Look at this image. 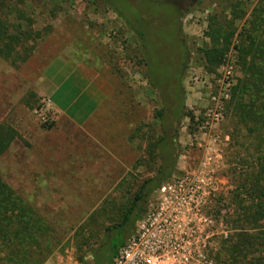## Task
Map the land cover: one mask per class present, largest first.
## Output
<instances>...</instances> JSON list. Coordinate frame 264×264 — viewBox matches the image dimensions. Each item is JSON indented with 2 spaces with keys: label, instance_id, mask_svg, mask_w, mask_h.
I'll return each instance as SVG.
<instances>
[{
  "label": "rangeland",
  "instance_id": "1",
  "mask_svg": "<svg viewBox=\"0 0 264 264\" xmlns=\"http://www.w3.org/2000/svg\"><path fill=\"white\" fill-rule=\"evenodd\" d=\"M260 1L203 0L182 24L190 52L182 85L185 108L193 120L183 119L179 126L181 155L173 177L206 163L217 182L223 232L228 237L212 241L216 264H225L221 247L239 231L233 223L234 195L253 165L252 141L244 127L235 124L241 104L232 106L231 99L243 76L242 47L235 49L236 36ZM228 5L245 9L247 15L237 23L221 64L208 70L199 50L209 44L205 33L212 19L226 17ZM0 28L12 51L7 58L0 56V125L17 134L0 160V177L19 197L40 210L45 207L43 213L61 230L55 231L57 246L44 264H54L66 255L77 259L78 249L87 247L82 242L90 235L94 238L86 244L104 256L110 245L126 243L135 233L138 224L130 223V227L103 234L119 221L137 185L158 167L154 163L159 136L155 113L161 104L135 57V38L112 11L95 0H0ZM13 32L20 33L18 44L9 42ZM63 49L87 54L91 61L98 56L108 67L101 70L113 86L111 97L84 131L48 108L52 103L46 96L43 68ZM229 81V98H219L217 118L205 127L211 98Z\"/></svg>",
  "mask_w": 264,
  "mask_h": 264
},
{
  "label": "trees",
  "instance_id": "2",
  "mask_svg": "<svg viewBox=\"0 0 264 264\" xmlns=\"http://www.w3.org/2000/svg\"><path fill=\"white\" fill-rule=\"evenodd\" d=\"M95 1L112 11L135 38L138 47L135 57L161 104V109L155 113L159 136L155 142L154 163L156 161L158 167L151 177L137 185L119 221L104 229L106 236L109 231L130 227V223L137 225L149 199L176 173L181 155L178 129L183 119L193 120L185 108L182 85L190 59L182 24L186 15L203 0ZM227 12L226 17L212 19L209 32L205 33L209 44L199 50L208 70L221 64L232 45L231 36L237 32V23L247 15L245 9L233 5H228ZM244 25L247 28H242L235 42V49L242 47L239 60L243 76L233 89L231 105L241 104L235 124L244 127L255 153L253 165L245 173L247 180L234 195L237 210L233 223L239 231L222 245L221 254L225 264H264V1L256 4ZM3 35L0 28V56L7 58L12 51ZM19 36L20 33L14 35L13 32L9 42L18 44ZM16 139L12 128L0 125V160ZM45 210L19 197L0 177V264L46 262L57 246L55 231L61 230L52 217L43 213ZM248 226L255 229L249 231ZM93 238L90 235L82 242L87 247L78 249V262L112 264L124 242L110 245L104 256H98L97 247L86 244Z\"/></svg>",
  "mask_w": 264,
  "mask_h": 264
},
{
  "label": "built area",
  "instance_id": "3",
  "mask_svg": "<svg viewBox=\"0 0 264 264\" xmlns=\"http://www.w3.org/2000/svg\"><path fill=\"white\" fill-rule=\"evenodd\" d=\"M225 77L229 79L230 73ZM230 84L211 98L205 127L217 118L214 112L220 110L216 105L219 98H229ZM48 108L53 110L50 104ZM205 165L171 178L153 194L135 233L118 250L112 264H216L212 241L228 235L223 232L218 185ZM54 264L80 263L66 255Z\"/></svg>",
  "mask_w": 264,
  "mask_h": 264
},
{
  "label": "crops",
  "instance_id": "4",
  "mask_svg": "<svg viewBox=\"0 0 264 264\" xmlns=\"http://www.w3.org/2000/svg\"><path fill=\"white\" fill-rule=\"evenodd\" d=\"M107 68L98 56L91 61L87 54L74 49H63L53 56L42 73L52 109L84 131L113 93L111 82L101 70Z\"/></svg>",
  "mask_w": 264,
  "mask_h": 264
}]
</instances>
